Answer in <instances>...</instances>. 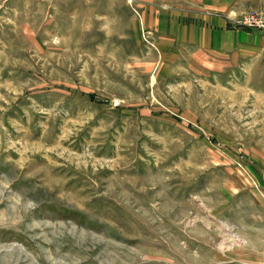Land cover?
Returning <instances> with one entry per match:
<instances>
[{"label":"rangeland","instance_id":"374dc122","mask_svg":"<svg viewBox=\"0 0 264 264\" xmlns=\"http://www.w3.org/2000/svg\"><path fill=\"white\" fill-rule=\"evenodd\" d=\"M0 264H264V0H0Z\"/></svg>","mask_w":264,"mask_h":264},{"label":"crops","instance_id":"0c3cea01","mask_svg":"<svg viewBox=\"0 0 264 264\" xmlns=\"http://www.w3.org/2000/svg\"><path fill=\"white\" fill-rule=\"evenodd\" d=\"M197 27L198 26H196L195 28L196 29H192L193 30V36L195 37V39L197 40L199 37V39H201L202 37H201V35L202 34H204V36H203V38H205L206 37V39L207 38H211L215 33L217 34L218 32L217 31H214V30H208V29H206L205 27H199L200 29H197ZM222 34H220V36H221ZM209 42H210V40H209ZM205 50H202L201 52H204Z\"/></svg>","mask_w":264,"mask_h":264}]
</instances>
